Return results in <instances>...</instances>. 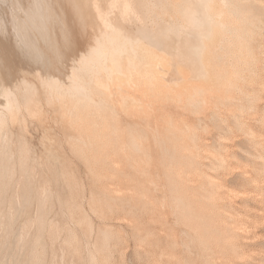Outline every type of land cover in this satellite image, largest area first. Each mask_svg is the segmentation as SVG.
Wrapping results in <instances>:
<instances>
[{"label":"rangeland","instance_id":"rangeland-1","mask_svg":"<svg viewBox=\"0 0 264 264\" xmlns=\"http://www.w3.org/2000/svg\"><path fill=\"white\" fill-rule=\"evenodd\" d=\"M99 1L108 7L109 0ZM42 2L49 16L46 28L43 32L32 31L25 36V40L36 49L33 53L31 49L21 50L15 36L17 27L28 18L30 9L27 5L31 0H0V26L4 29L0 33L4 35L0 37V83H10L21 98L22 94H34L33 91L24 92L23 87L26 86L20 81L26 78L32 83L29 88L36 91L33 97L38 104V108L31 111L22 106L15 114V117L19 114L17 119L8 116L7 123L3 125L0 145L7 147L5 162L10 164L11 171L6 183L0 181V264H264V188L254 190L256 198L249 201L227 192L250 185L251 182L245 179L249 176L256 178L252 183L264 185V0L236 1L240 5L248 4L255 15L258 14L255 30L246 37L251 47L249 58L254 57L252 65L259 67L256 71L247 69L243 72L247 80L246 93L238 94L231 101L235 105L229 104L231 107L220 102L216 109L213 108V112H218L221 117L218 120L221 129L212 124V111L199 115L198 122L193 118L190 121L199 124L197 133L206 141L213 144L222 142L227 146L225 150L236 152L237 157L232 159L238 164L207 168L217 175L223 187H209L211 191L204 187H190L188 193L206 204L210 203L208 197L212 193L218 196L225 192V201L231 199L236 207L252 213L249 221L253 225L248 234L253 236L249 240L234 238L216 213L215 217L208 218L214 232L201 243L193 227L183 224L181 213L175 211L176 207L170 200L177 193L173 184L181 182L169 174L184 157L179 156L175 161L169 159L168 153L173 148L175 137L157 135L155 113L159 111L156 101L135 104L133 100L126 101L116 94L115 100L119 103H113L116 108L103 116L90 118L85 117L87 111L72 114L69 104L58 99L49 101L45 80L54 78L69 84L81 53L87 51L86 46L92 41L86 29L93 30L80 26L82 0ZM225 33L219 38L226 36ZM84 34L89 36L88 42H84ZM69 37L72 42L70 49L67 46ZM228 43L233 47L232 42ZM221 49L224 50L219 48L218 55ZM229 51L222 52L226 57L219 59L224 65H228L227 61L231 66L236 60L235 64L241 65L246 60H235L233 53L235 62L232 61L231 57L227 58ZM232 52L234 50L229 56ZM134 104L137 106H132ZM33 110L39 114L34 116ZM78 115L83 118L81 122L77 120ZM152 117L153 121L150 120ZM83 123L86 127L80 126ZM247 128L257 136L247 133ZM256 139L262 143H255ZM152 144L154 146L151 147ZM127 148L128 153L125 151ZM136 166L141 169H136ZM234 167L240 169L234 170ZM134 183H146L151 189L139 200L129 195L130 192L139 193V190L125 188ZM177 190L181 192L178 186ZM189 220L192 223L199 221L196 217ZM233 241L240 244L236 249L228 246Z\"/></svg>","mask_w":264,"mask_h":264},{"label":"bare ground","instance_id":"bare-ground-1","mask_svg":"<svg viewBox=\"0 0 264 264\" xmlns=\"http://www.w3.org/2000/svg\"><path fill=\"white\" fill-rule=\"evenodd\" d=\"M236 1L109 0L108 7H106L103 6V4L101 5L99 0H88L87 2L82 0L83 8L80 16L82 24H80V26H83L82 28H87L88 26V28L93 30L91 32L90 29L84 28L87 30V34L91 35L90 37L92 38V41L88 44L89 46H86L88 47L87 51L81 53V57L84 56L87 58L84 63H81L79 59L78 64L74 67V71L70 76L71 80L69 84L65 85L62 81H57L54 78L45 80L47 81L46 85L49 89L48 93L50 94L49 101L58 99L57 101L69 104L68 109L72 114H79L80 111H87L88 113H84V115L86 114L85 117L89 118L94 115L103 116L108 110L116 108L113 105L115 101L118 103V100H115L116 94H120L126 101L133 100L135 104H142L147 100L150 104L154 101L157 102L156 105L159 113H155L157 116V119L155 118L157 123L156 133L157 135L170 134L175 137V141L173 143L171 142L173 148L168 153V157L171 161L175 158H179V156L182 158L184 157L183 160L179 162V166L169 174V176L181 182L174 183L175 185L173 184V186H176L174 189L177 193L173 194L170 200L176 207L175 211L181 213L180 218L183 224L193 227L196 231L194 234L199 238L200 243L204 241L206 237L209 238L212 236L214 230H211V228H214L212 224H209L208 218L215 217L216 213H218L217 216L219 220L232 232L234 238L249 240L253 236L248 234L250 227L253 225L249 221V216H252V213L239 209L234 205L235 203H233L231 199L225 201V192L218 194V196L212 193L208 197L211 199L210 203L206 204L200 199H194L188 193L190 187H204L209 191H211L209 187H223V184L217 180V175L207 170V168L214 169L219 166L222 167L225 165L227 167L234 164L236 166V164H238L236 160L232 159L237 157L236 152H231V149L230 151L225 150L227 146L222 142L213 144L209 143L210 140L206 141L205 138H202V136L197 133L199 124L194 123L200 120L199 115L203 114L204 116L212 111V116H210L209 113V116L211 118L213 117L212 124L221 129L222 125L220 121H218L221 117L219 118L218 112H213V108L217 104L219 105L220 102L228 105H235L231 101L235 100L238 94L242 95L246 93L245 84L247 80L243 77V72L247 69L256 71L259 67L252 65L254 57L249 58L251 47L248 44V37H246L249 32L255 30V22L258 14L255 15V12L252 11V7H249L248 4L243 5L241 3L242 5H240ZM224 32H226V36L223 35V37H229L228 39L223 37L219 38ZM228 34L230 36H228ZM97 36L101 37L102 42L98 46V51L89 56L88 50L97 47L95 44V38ZM228 42H232L231 45L233 47L229 46L230 43ZM81 43H83V40ZM235 43H237V45ZM83 45L84 44H82V46ZM85 45H87V43H85ZM224 46L230 48L227 49ZM218 47L225 48L224 50L227 49L226 51L230 50L229 53L234 50L231 56H229V53L227 56V58L231 57L234 62L236 58H239L238 60L241 58L246 60H244L241 65L235 64L237 60L235 63L231 61L234 63L231 64V66H228L230 63L224 60L228 64L224 65V62L222 63L223 60L219 59H224V57H226V55H222V52L226 51L221 49V54L219 52L218 55ZM234 47H236V51ZM232 48L234 49L231 50ZM233 53H235V60H233L232 57ZM257 64L259 65V62L255 65ZM26 80V78L24 80L22 78L20 81L26 86L23 87L25 88L24 92L33 91L34 94H29L27 92L29 95H25L21 93V98L12 87L5 91L4 89L7 88V84L0 83V100L3 99L0 102V139L1 136L4 135L2 133L3 125L7 123L8 116L14 118L15 114L21 110L22 106H25L26 108L24 109L29 111H31L32 108H38L36 97H33L36 95V91L29 88L31 87L29 85L31 82ZM48 93L46 96H48ZM54 102H56V100H54ZM135 104L132 106H137ZM43 105L44 104L41 106ZM118 107L119 106H117V108ZM229 107L231 106L229 105ZM214 109H216V107ZM60 110L63 111L64 108ZM230 110L233 111L232 108H230ZM118 111L120 110L118 109ZM33 112L35 114L34 116L39 114V111L37 114L35 113L37 111L33 110ZM186 112H188L189 115ZM64 113L66 115V112ZM30 114L32 115L33 113ZM140 115L141 114H139V116ZM192 115L194 116L192 117ZM18 116L19 114L15 119H17ZM137 116L138 114L135 115V117ZM154 117L150 120L153 121ZM191 118L194 119V122H190L192 121ZM81 119L83 118L78 115V122H81ZM121 119L122 118H120V120ZM125 120H127V118ZM212 120H209V122H212ZM141 122L140 120V123ZM153 123L154 122H152V124ZM84 125V123L80 124L81 127H86ZM115 128H117V126H115ZM76 131H78V129ZM247 133L252 136H257L251 128H247ZM136 135L138 136V134ZM241 136H243V134H241ZM3 137L5 138V136ZM138 137L141 140V137ZM4 138L3 141L5 142ZM209 138L212 139V137ZM235 138L236 137H234V139ZM81 139H83V137ZM222 141H224V139ZM82 142L86 144V141ZM254 142L257 144L262 143V141L258 139ZM134 144L136 146L138 145L136 142ZM152 146L154 145L152 144L151 147ZM136 148H138V150L140 149L139 147ZM0 149V181L1 183H6L10 176L11 167L9 163L6 164L5 162L7 147L3 144L0 145ZM128 150L127 148L125 151L128 153ZM152 150L154 149L152 148ZM159 150L161 149L159 148ZM262 167H264V163ZM235 168L236 167H234V170ZM136 169H141V167L136 166ZM239 169L236 168V170ZM106 173L109 174V172ZM106 173L104 172V174ZM123 179L125 180V177H123ZM245 179L249 183L251 182V184L240 190L229 188L230 190H227V192L230 195L232 193L235 194V196H240L242 200L249 201L256 198V194H254L253 191L258 188H264V185L252 183L256 181V178L252 176L246 177ZM193 183H197V185H193ZM177 186L181 188V192H178ZM125 188L139 190V193H129L131 197L139 198V200L142 196L147 195L148 190L151 189L146 183H134V185H128L125 186ZM114 189L115 186L113 190ZM123 189L124 187H122V190ZM117 190H120V188H117ZM125 196L126 193L122 195V198ZM132 202V204H134L135 201ZM192 217H196L199 221L192 223V221L189 220V218L191 219ZM128 219L129 218H127V220ZM219 231L218 233L221 234ZM239 245L237 241L228 244V246L234 249L239 247ZM177 251H179V249Z\"/></svg>","mask_w":264,"mask_h":264},{"label":"snow or ice","instance_id":"snow-or-ice-1","mask_svg":"<svg viewBox=\"0 0 264 264\" xmlns=\"http://www.w3.org/2000/svg\"><path fill=\"white\" fill-rule=\"evenodd\" d=\"M30 9L28 18L24 21L23 24L19 25L17 27V30L15 32L17 44L21 50L31 49L33 53L36 51V49L33 47L32 44H29L25 40V36L27 33L32 31H39L43 32L46 28L49 16L47 13V10L42 2V0H31V3L27 5ZM4 31L3 26H0V33ZM0 37H4V35H0ZM83 40L85 42L89 41V37L87 35L83 36ZM102 40L100 36H97L95 38V44L97 47H93L90 50H88L89 56L95 54L98 51V46L101 44ZM72 45L71 38L69 37L68 40V48L70 49ZM87 57H80V62L84 63L85 59ZM11 87V84L8 83L7 88L4 90L7 91L8 88Z\"/></svg>","mask_w":264,"mask_h":264}]
</instances>
